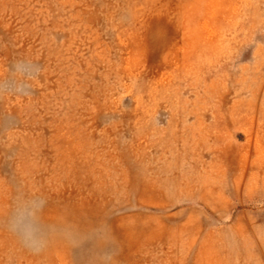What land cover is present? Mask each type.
<instances>
[{"label":"rangeland","instance_id":"rangeland-1","mask_svg":"<svg viewBox=\"0 0 264 264\" xmlns=\"http://www.w3.org/2000/svg\"><path fill=\"white\" fill-rule=\"evenodd\" d=\"M0 264H264V0H0Z\"/></svg>","mask_w":264,"mask_h":264}]
</instances>
